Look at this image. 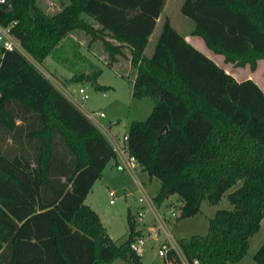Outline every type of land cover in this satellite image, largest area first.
<instances>
[{
  "label": "trees",
  "instance_id": "obj_1",
  "mask_svg": "<svg viewBox=\"0 0 264 264\" xmlns=\"http://www.w3.org/2000/svg\"><path fill=\"white\" fill-rule=\"evenodd\" d=\"M67 1L53 15L37 0L0 3V26L25 51L0 43V264H141L130 246L137 233L130 210L127 236L116 243L84 201L116 158L112 144L35 63L75 29L101 39L110 62L128 46L131 93L154 100L126 134L129 153L160 180L156 203L177 194L180 216H192L202 200L216 203L240 181L227 193L232 207L216 209L206 233L178 239L191 264L239 260L264 218V90L252 78L237 80L168 17L147 53L167 0ZM180 10L191 34L226 62L254 70L264 58V0H183ZM253 258L264 264V240ZM166 260L182 264L171 249Z\"/></svg>",
  "mask_w": 264,
  "mask_h": 264
},
{
  "label": "rangeland",
  "instance_id": "obj_2",
  "mask_svg": "<svg viewBox=\"0 0 264 264\" xmlns=\"http://www.w3.org/2000/svg\"><path fill=\"white\" fill-rule=\"evenodd\" d=\"M180 2L181 0H169L166 8L170 23L179 32L185 29L181 24L182 21L192 23L181 13ZM67 4V0H37V6L49 15L62 10ZM163 20L164 18H161L156 29H153V36H149L151 42L154 41V34L158 35ZM157 21L158 18L155 23ZM4 38H6L5 34L0 32V42ZM151 42L148 47L151 46ZM122 51L123 54L117 55V61L110 62L101 39H96L81 29H75L59 41L41 63L34 61L40 69L51 74L48 78L64 94L66 90L71 91L73 88L83 85L88 93L84 107L88 110L104 112L100 121L105 126H111L110 133L119 144L125 143L123 135L127 132L129 123L133 119L147 117L154 105V100L150 96L136 97L132 95L131 80L134 68L128 61L129 56L125 46L122 47ZM99 68L101 71L95 77V71ZM76 76H81L82 79L74 81L73 78ZM262 76H264V71ZM91 77L95 78V81ZM95 83L100 84L101 87H96ZM118 163L117 157L110 159L101 175L94 181L84 201L98 212L109 236L116 243L122 242L127 236V213L130 210L137 231L134 235L143 234L144 238L139 252L141 264H165L158 248L170 239L166 234L167 229L171 231L176 240L191 234L206 233L209 218L214 215L216 209L232 207L227 193L240 184L239 181L230 186L216 203H211L207 199L202 200L198 213L182 217L180 216L182 200L178 195L170 197L166 206L162 202L158 204L153 200V206L156 209L151 208L146 202L141 203L139 201L141 196L139 183L151 197H154L160 185L159 178L150 177L148 172L138 164L135 165L134 173H131L125 168L118 167ZM109 190L112 191V194L109 193ZM169 209H173L174 212L170 213ZM139 212L142 213L141 219ZM159 213L164 216L162 218L164 226L158 216ZM153 231L155 233H152ZM263 240L264 218H262L258 230L250 235L246 254L232 264H259L253 258V254ZM110 264L131 263L128 260L117 258Z\"/></svg>",
  "mask_w": 264,
  "mask_h": 264
},
{
  "label": "built area",
  "instance_id": "obj_3",
  "mask_svg": "<svg viewBox=\"0 0 264 264\" xmlns=\"http://www.w3.org/2000/svg\"><path fill=\"white\" fill-rule=\"evenodd\" d=\"M4 2H5V0H0V3H4ZM0 32L5 34V36H6V38H4V40L0 42L4 48H6L8 50L18 49L22 52H25L23 47L21 46L20 41L8 33V28H1ZM43 73L47 77H49V75H51L50 73H47L45 71H43ZM65 95L73 103H75L83 111V113L107 136V138L109 139L110 143L112 144V146L116 152V157L118 158V162H119L118 167L125 168L129 172L134 173L135 165L139 164V163H138L137 159L135 158V156L131 155L128 151L127 134L125 133L123 135L125 143L119 144L116 141L115 137L110 133V129H109L110 127L105 126L100 121V117L104 116V112L103 111L88 110L84 107V101L88 98V93L86 92V89L83 85L78 86L77 88H73L71 91L66 90ZM139 187L141 189V196L139 197V201L141 203L146 202L147 204H149V206L151 208H154L153 197H151L146 192V190L144 189V187L141 183H139ZM109 193L112 194V191L109 190ZM154 209H156V207ZM168 211L170 213L174 212L173 209H169ZM158 216H159L160 220L163 221L162 218H164V216H162L161 213H159ZM139 218L140 219L142 218L141 212H139ZM163 223H164V221L162 222V224ZM163 226H164V224H163ZM166 234L170 238L169 241H167V243L166 242L162 243L160 245V247L158 248L159 253L163 257V261H164V259L165 260L167 259V253L171 249L174 252L175 256L178 257V259L181 261L182 264H191L188 261V259L186 258L184 252L182 251V249L178 243V239L177 240L174 239L172 234H171V231L168 229L166 230ZM143 243H144L143 234L142 235L136 234V235H134L132 241L130 242V246L136 252H140ZM164 263L167 264V260ZM193 263L197 264V260L194 259Z\"/></svg>",
  "mask_w": 264,
  "mask_h": 264
},
{
  "label": "crops",
  "instance_id": "obj_4",
  "mask_svg": "<svg viewBox=\"0 0 264 264\" xmlns=\"http://www.w3.org/2000/svg\"><path fill=\"white\" fill-rule=\"evenodd\" d=\"M173 1H177V0H173ZM182 2H183V0H181L180 3L182 4ZM168 4H169V0L166 1V4H165L160 16L158 17V21L155 23L154 30L156 29V26H157L158 22H160L161 18H165V17L169 18V15L166 13V8H167ZM169 20H170V18H169ZM181 24L184 25L185 29L183 31H181L180 33L185 37V39L187 41L192 43L194 46H196L198 49H200L203 53H205L207 56L212 58L217 64L222 66L227 72L231 73L237 80H243L245 78H252L264 90V76H262L263 71H264V69H263L264 68V58L258 59L257 66H256V68L254 70H251V68H250V66L248 64H246V65H236L233 62H226L225 59H224V54L215 52L214 50H212L206 44V42L200 36H196V35H192L191 34V30H192V27H193L192 23L190 24L187 21H182ZM1 28H3V27H1ZM154 30H153V32H154ZM153 32H152L151 36H153ZM156 34H154V40H155V37L157 36ZM150 42H151V37H150V39H149V41L147 42V45H146V49L145 50H146L147 53H150L151 50H152L153 41L151 42V46L148 47L150 45L149 44ZM125 49H127L126 53L129 56L128 61L130 62V57H131L130 49H129L128 46H125ZM262 66H263V68H260ZM133 76H134V74H133ZM109 127H111V126H109ZM138 165L141 166L140 164H138ZM173 195H177V194H172V195L166 197L162 201V204L164 206H166L167 201ZM181 205H182V201H181L180 207H181ZM152 233H155V231H153ZM230 264H232V263H230Z\"/></svg>",
  "mask_w": 264,
  "mask_h": 264
},
{
  "label": "water",
  "instance_id": "obj_5",
  "mask_svg": "<svg viewBox=\"0 0 264 264\" xmlns=\"http://www.w3.org/2000/svg\"><path fill=\"white\" fill-rule=\"evenodd\" d=\"M87 79H88V77H87ZM165 131H166V126H164V127L161 129L160 134H163Z\"/></svg>",
  "mask_w": 264,
  "mask_h": 264
}]
</instances>
